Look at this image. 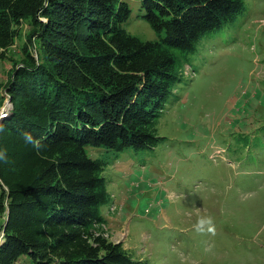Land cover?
<instances>
[{
  "label": "trees",
  "instance_id": "1",
  "mask_svg": "<svg viewBox=\"0 0 264 264\" xmlns=\"http://www.w3.org/2000/svg\"><path fill=\"white\" fill-rule=\"evenodd\" d=\"M141 7L153 30L164 31L160 42L122 29L124 2L0 0V59L22 22L30 30L6 85L12 110L0 121V264L23 255L35 264H144L106 236L105 164L84 147L156 146L157 119L183 76L175 51L193 52L243 0H141Z\"/></svg>",
  "mask_w": 264,
  "mask_h": 264
},
{
  "label": "rangeland",
  "instance_id": "2",
  "mask_svg": "<svg viewBox=\"0 0 264 264\" xmlns=\"http://www.w3.org/2000/svg\"><path fill=\"white\" fill-rule=\"evenodd\" d=\"M116 1L130 9L121 25L128 34L165 37L145 20L141 0ZM18 32L0 59V111L12 106L6 85L28 24ZM175 53L183 76L157 119L162 140L142 150L84 147L105 164L106 236L144 264H264V0H243L193 52ZM14 264L35 263L23 255Z\"/></svg>",
  "mask_w": 264,
  "mask_h": 264
},
{
  "label": "built area",
  "instance_id": "3",
  "mask_svg": "<svg viewBox=\"0 0 264 264\" xmlns=\"http://www.w3.org/2000/svg\"><path fill=\"white\" fill-rule=\"evenodd\" d=\"M9 98V97H8ZM12 106L10 105H4L3 109H1L0 111V121L7 118V116L9 115V113L11 112ZM114 207H112L113 210ZM0 237H3V234H0Z\"/></svg>",
  "mask_w": 264,
  "mask_h": 264
},
{
  "label": "clouds",
  "instance_id": "4",
  "mask_svg": "<svg viewBox=\"0 0 264 264\" xmlns=\"http://www.w3.org/2000/svg\"><path fill=\"white\" fill-rule=\"evenodd\" d=\"M4 157H3V153H0V159H3Z\"/></svg>",
  "mask_w": 264,
  "mask_h": 264
},
{
  "label": "water",
  "instance_id": "5",
  "mask_svg": "<svg viewBox=\"0 0 264 264\" xmlns=\"http://www.w3.org/2000/svg\"><path fill=\"white\" fill-rule=\"evenodd\" d=\"M6 223V218H5V221H4V224Z\"/></svg>",
  "mask_w": 264,
  "mask_h": 264
},
{
  "label": "bare ground",
  "instance_id": "6",
  "mask_svg": "<svg viewBox=\"0 0 264 264\" xmlns=\"http://www.w3.org/2000/svg\"><path fill=\"white\" fill-rule=\"evenodd\" d=\"M12 110V109H11Z\"/></svg>",
  "mask_w": 264,
  "mask_h": 264
}]
</instances>
